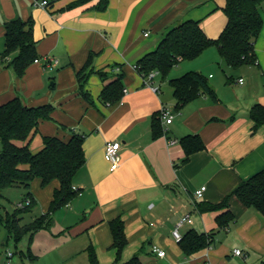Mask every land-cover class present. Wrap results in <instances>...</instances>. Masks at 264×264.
<instances>
[{"label": "crops", "instance_id": "crops-1", "mask_svg": "<svg viewBox=\"0 0 264 264\" xmlns=\"http://www.w3.org/2000/svg\"><path fill=\"white\" fill-rule=\"evenodd\" d=\"M37 1L0 0V55L6 50V23L32 21L41 60L22 78L9 65L0 63V105L16 97L29 107L52 105L54 121L41 122L30 140L31 151L39 153L45 137L68 140L72 133H78L84 138L86 158L73 182L81 195L52 215V227L58 226L59 232L45 236V241L54 236L67 252L84 256L87 264L92 248L100 264H113L117 255L110 222L120 217L128 240L120 263L140 254L143 264H262L264 216L233 196L229 205L236 220L221 230L216 218L223 210L201 213L197 206L221 203L240 183L264 171V126L255 129L250 118L255 104L264 106V22L255 44L257 63L250 65L256 69V77H252L260 88L242 76L234 77L244 67L227 69L225 83L209 76L215 81L209 84L217 102L201 94L177 110L169 81L200 71L180 74L174 68L168 79L159 74L152 81L159 89L155 92L136 64L154 51L170 30L187 20L200 22L208 37L218 38L227 22L222 10L226 0H110L105 11L93 8L99 0L81 6H73L79 0H47L46 9L37 6ZM219 10V15H214ZM259 11L264 21V3ZM91 54V64L81 76L85 77L83 91L90 102L81 95L77 76ZM120 74L122 98L115 104H103L99 99L103 88ZM164 109L172 113L173 120L167 125L161 119L165 134L155 136L153 120L160 119ZM190 135H198L205 149L184 162L181 141ZM108 142L121 146L116 169L105 158ZM59 187L58 181L43 188L35 180L32 210L41 206L40 216L46 215ZM202 187L206 191L197 199L195 193ZM186 215L192 224L184 225L182 236L195 230L211 234L213 242L190 256L172 234ZM36 235L29 248L32 264L41 262L40 256L34 255ZM153 246L164 250L165 257L153 253ZM236 250L243 255L236 256Z\"/></svg>", "mask_w": 264, "mask_h": 264}, {"label": "trees", "instance_id": "trees-1", "mask_svg": "<svg viewBox=\"0 0 264 264\" xmlns=\"http://www.w3.org/2000/svg\"><path fill=\"white\" fill-rule=\"evenodd\" d=\"M94 0H79L74 5H86ZM110 0H99L95 8L105 11ZM264 0H226L222 8L227 22L216 39L207 36L200 22L187 20L169 31L162 39L158 47L145 54L136 64L140 75L147 77L151 72H158L163 79H168L171 71L185 61H193L201 57L208 49L217 48L221 58V65L225 69L239 70L243 67L257 63L255 44L263 29V17L259 11ZM6 50L0 55V63L13 68L17 77L22 78L27 69L39 59L37 54V42L33 36L32 21H12L5 25ZM11 58V59H10ZM93 54L78 73L81 95L87 101L90 96L83 91L85 77H81L90 66ZM10 59V60H9ZM123 75L106 85L100 101L103 104H115L123 95ZM174 90L176 109L181 110L190 102L196 100L201 94H206L217 102L215 91L209 84V79L200 72H188L179 78L169 81ZM54 107L50 104L29 107L20 97L0 105V199L3 191L14 186H22L26 190L25 202L30 204L24 208H16L13 215H7L4 226L10 236H14L18 242L29 232L47 229L53 223L52 215L71 203L77 193L73 191V182L80 170L85 166L86 158L83 148L82 135L72 133L68 140L59 137H45L44 148L34 154L30 149V140L38 132L39 125L43 121H54ZM160 119L154 118L152 129L155 136L165 134ZM250 118L255 123V129L264 126V106L255 104L250 111ZM24 142L20 146L18 143ZM185 151L184 162L191 155L204 150L205 145L198 135H190L182 139ZM35 180L41 182L43 188L52 182L58 181L60 187L54 192L49 212L42 215L34 222L23 225V213L32 211L35 199L31 192L32 183ZM236 196L241 204L264 216V171L251 177L248 181L240 183L234 191L227 195L219 204L200 203L199 212L222 211L216 218L218 228L223 230L235 222V215L230 210L229 201ZM2 206L0 205V222ZM113 237V249L117 259L113 264H143L140 254H136L130 261L120 263V257L128 244L125 234L124 221L119 217L110 222ZM211 234L198 233L191 230L185 234L180 245L187 256L193 255L210 246ZM90 264H100L91 248L89 251ZM264 264V263H262Z\"/></svg>", "mask_w": 264, "mask_h": 264}, {"label": "rangeland", "instance_id": "rangeland-1", "mask_svg": "<svg viewBox=\"0 0 264 264\" xmlns=\"http://www.w3.org/2000/svg\"><path fill=\"white\" fill-rule=\"evenodd\" d=\"M220 11L222 10L217 11L218 14L215 13L214 15H219ZM218 61L220 62L218 50L217 48L213 47L208 49L204 55L196 60L180 63L179 66L175 68V71L176 73L178 72L182 74V72L185 73L190 70H199L205 77L209 79L211 84H215V81L209 78L210 74L216 78V81H224L225 83L227 81V77H229V73L227 69L218 64ZM254 74H256V69L246 66L243 68V72L238 73L237 71L234 74V77L242 76L247 80L248 83L253 84L252 86L254 88L259 89V82L257 80H253V77H256ZM1 149L2 145L0 144V150ZM25 195L26 190L22 186H14L5 189L3 191V198L0 199V205L2 206L1 216L3 218V220L0 222V240L1 236L5 237L0 241V264H8L9 253L14 254V257L10 259L11 264H32V261L29 257V248L30 246H33L31 239L36 234L37 243L36 246L34 245V247H36L34 249V255L37 254L40 256L41 262L39 264H87L88 262L85 261L84 256H73L67 252L66 249H63L61 243L53 239L54 236L51 235L53 237L50 238L51 240L47 238L50 242L45 241V236L47 237V235H50V233L57 234L59 232L58 226L52 227V225H50L47 229H45V231L40 230L35 234H33V232H29L18 242L15 240L14 236H10V234L7 235V230L4 226L6 216L13 215L17 206L21 203H25ZM65 213L68 214V212ZM21 215L23 218V225L30 224L41 215V206L33 209L32 212H26ZM53 219L55 220V217Z\"/></svg>", "mask_w": 264, "mask_h": 264}, {"label": "built area", "instance_id": "built-area-1", "mask_svg": "<svg viewBox=\"0 0 264 264\" xmlns=\"http://www.w3.org/2000/svg\"><path fill=\"white\" fill-rule=\"evenodd\" d=\"M36 5L37 6H40L42 8H47L49 6V3L47 0H39L36 2ZM148 34H146L147 36ZM41 60L40 59H37L35 60V63H40ZM54 64H57V61L54 62ZM159 75L158 72L156 71H153L151 72L147 77H144L145 80H146V83L147 85H149L153 91L155 92H158V87H155L152 85V81L154 80V78ZM239 83H243V79H240ZM161 115H162V119L165 121V123L167 125L171 124L172 123V120H173V116H172V113L168 110V109H164L162 112H161ZM120 150H121V146L117 143H113V142H108L106 145H105V158L106 160L112 165V169H116L117 167H119V164H120V156H119V153H120ZM74 192H76L78 195H81V192L73 187L72 188ZM206 191V187H202L201 189H199L196 193H195V197L197 199H201L204 195V192ZM30 204V201L27 200L25 203H21L17 206V208H24L25 206L29 205ZM185 224H192V219L190 217V215H186L184 216L177 224H176V227L175 229L173 230V237L175 238L176 241L180 242L183 238L182 234H181V229L184 227ZM152 252L157 254L160 258H163L165 257L166 255V252L162 249H160L158 246H153L152 247ZM235 255L236 256H242V252L240 250H236L235 251ZM13 257V254L12 253H9L8 255V264H11L10 263V259Z\"/></svg>", "mask_w": 264, "mask_h": 264}, {"label": "water", "instance_id": "water-1", "mask_svg": "<svg viewBox=\"0 0 264 264\" xmlns=\"http://www.w3.org/2000/svg\"><path fill=\"white\" fill-rule=\"evenodd\" d=\"M263 263H264V261H263Z\"/></svg>", "mask_w": 264, "mask_h": 264}]
</instances>
